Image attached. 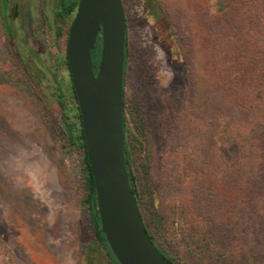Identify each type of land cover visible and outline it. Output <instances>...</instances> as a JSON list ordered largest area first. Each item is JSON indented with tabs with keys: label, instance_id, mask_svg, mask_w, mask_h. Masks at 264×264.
<instances>
[{
	"label": "rangeland",
	"instance_id": "1",
	"mask_svg": "<svg viewBox=\"0 0 264 264\" xmlns=\"http://www.w3.org/2000/svg\"><path fill=\"white\" fill-rule=\"evenodd\" d=\"M61 1L0 0V264H111L92 241L88 211L81 201V157L49 122L58 108V86L67 95L71 89L63 57L65 31L74 14L67 21L58 18ZM216 1L207 4L212 13L219 10ZM122 3L127 26V129L131 134L137 123L146 122V140L134 144L127 137L140 210L154 240L171 250L176 263L209 264L208 255H199V235L185 228L178 199L171 202L180 190L215 200L209 191L192 190L194 174L190 179L188 163L193 157L183 152L191 118L186 109L187 66L179 46L183 42L194 52L189 29L180 20L181 32L173 34L148 0ZM170 12L174 22L179 21L172 6ZM238 141L227 134L218 139L229 164L242 155ZM141 163L148 169L146 178L139 173ZM237 213L245 227L253 223L246 211Z\"/></svg>",
	"mask_w": 264,
	"mask_h": 264
},
{
	"label": "trees",
	"instance_id": "2",
	"mask_svg": "<svg viewBox=\"0 0 264 264\" xmlns=\"http://www.w3.org/2000/svg\"><path fill=\"white\" fill-rule=\"evenodd\" d=\"M208 2L148 0V6L155 8L165 19L173 34L181 32L180 20L188 26L194 52L190 53L183 42L179 46L187 66L190 102L186 109L191 118L190 126L186 128L189 144L183 146V152L193 157L188 163L190 179L194 174L192 190L202 188L215 195V200L206 201L180 190L172 196L171 202L174 204L178 199L177 208L185 217V228L199 235L198 244L202 247L199 255H208L209 264H264V0H217V13L209 10ZM77 5L78 0H63L57 17L67 21ZM170 6L179 21L175 19L174 22L170 16ZM69 25L70 22L66 35ZM7 31L13 36L11 28L7 27ZM91 54L96 71L100 56L98 43ZM63 63L69 71L66 51ZM70 87L67 95L58 86V108L49 122L58 128L52 126L64 139V144L81 157L84 176L81 201L88 211L92 241L109 257L111 264H119L96 215L93 176L71 82ZM228 108L233 112L230 113ZM123 120L125 162L146 231L158 250L178 264L170 256L171 250L162 248L163 242L158 244L147 228L139 205L141 193L130 166L127 137L131 136L134 144L146 140V122L137 123L130 134L126 109ZM226 134L238 138L237 143L242 149V155L231 164L222 157L217 144ZM147 170L145 163H141L139 173L145 178ZM219 172L220 178L217 177ZM238 210L246 211L247 217H251L253 223L248 228L239 220ZM151 219L159 228L160 223L152 210ZM186 223H190L189 227ZM190 250L187 249V255Z\"/></svg>",
	"mask_w": 264,
	"mask_h": 264
},
{
	"label": "water",
	"instance_id": "3",
	"mask_svg": "<svg viewBox=\"0 0 264 264\" xmlns=\"http://www.w3.org/2000/svg\"><path fill=\"white\" fill-rule=\"evenodd\" d=\"M97 43L100 56L95 71L91 51ZM125 47L122 0H79L66 55L100 229L119 264H174L146 231L129 181L123 120Z\"/></svg>",
	"mask_w": 264,
	"mask_h": 264
},
{
	"label": "flooded vegetation",
	"instance_id": "4",
	"mask_svg": "<svg viewBox=\"0 0 264 264\" xmlns=\"http://www.w3.org/2000/svg\"><path fill=\"white\" fill-rule=\"evenodd\" d=\"M63 1V0H62ZM61 1V2H62ZM69 1H72V0H69ZM78 2H79V0H78ZM4 8L5 9H7V7H6V2L4 1ZM3 8V9H4ZM77 8H78V5L75 7V9H74V15H73V18H74V16H75V13H76V11H77ZM125 12V11H124ZM72 15V14H71ZM73 18H72V20H73ZM125 18H126V15H125ZM12 19H13V17H12ZM72 20H71V22H72ZM71 22H70V25H71ZM70 25H69V27H70ZM127 27V26H126ZM127 29V28H126ZM68 31H69V29H68ZM67 34H68V32H67ZM67 40V39H66ZM127 53V30H126V47H125V54ZM127 62V60L125 61V63ZM95 63V62H94ZM95 66H96V64H95ZM98 66V65H97ZM124 67H125V65H124ZM124 78H125V69H124ZM123 100H124V98H123Z\"/></svg>",
	"mask_w": 264,
	"mask_h": 264
}]
</instances>
